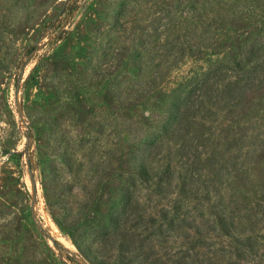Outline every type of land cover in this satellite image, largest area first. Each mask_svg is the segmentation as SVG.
Returning <instances> with one entry per match:
<instances>
[{"label":"rangeland","instance_id":"1","mask_svg":"<svg viewBox=\"0 0 264 264\" xmlns=\"http://www.w3.org/2000/svg\"><path fill=\"white\" fill-rule=\"evenodd\" d=\"M227 10L245 19L196 54L205 21ZM253 38L264 39V0H0V264H264V212L260 229L242 234L255 244L243 260L199 225L217 201L207 160L229 135L217 116L191 129L209 140L197 164L184 130L173 140L148 125L166 93ZM189 46L152 82L159 55ZM251 174L264 181L261 167ZM158 178L171 190L205 182L212 200L158 194ZM239 179L222 180L225 203ZM246 188L249 202L264 200Z\"/></svg>","mask_w":264,"mask_h":264},{"label":"trees","instance_id":"2","mask_svg":"<svg viewBox=\"0 0 264 264\" xmlns=\"http://www.w3.org/2000/svg\"><path fill=\"white\" fill-rule=\"evenodd\" d=\"M245 14L243 10L221 11L212 21H205L203 40L196 54L205 53L207 48L221 47L218 37L220 30L242 21L245 19ZM190 47H180L174 56H171V53L159 55L161 58L153 67L155 76L152 82L158 77L163 78L172 67L177 66L185 54L183 50L193 51ZM181 88L183 94L180 92ZM166 96L167 101L161 106L162 109L155 112L152 117L153 121H150L148 125L156 128L162 126L169 135V139L173 140L177 139L176 135L180 130H184L185 134L180 139L182 142H188L187 146L190 150L193 149V152H189L193 163L197 164L202 159V151L197 152L200 144L198 142L209 141L203 138L204 134L197 133L195 136H190L191 129L196 125L203 127L199 119L212 115L217 116L220 120L221 134L225 130L229 132L225 144L222 145L218 141L214 156L206 159L210 164L217 166V172L214 174L217 181L212 182L217 201L211 205V216L205 218L202 215L203 220L199 225L213 232L218 230L222 232L232 240L230 250L232 258L235 257L234 252H236L238 259H246V252L252 253L255 244L251 242L249 236L241 238L242 234L254 233L260 229L263 219L259 217V213L264 212V200L252 204L249 202V198L253 196L252 191L246 188L248 185H254L256 192L264 193V181L257 182L258 180L254 179V175L251 174V170L254 171L256 167L264 170V39L253 38L236 49V52L229 58L217 56L210 61L206 71L180 83L166 93ZM145 120L147 119L140 121ZM140 121L134 123L136 131L134 137L138 138V142L141 143L142 138L138 132L144 127ZM166 126H168L167 129L164 128ZM236 127L238 131L233 132ZM208 133H211V130ZM153 141L151 151L154 146ZM203 147L206 148L207 144ZM158 169L155 168V176L158 174ZM152 171L146 165L140 166V173L146 178L149 176L153 178ZM225 177L242 181V184H237V188L229 196L228 204L223 200L224 194L221 191L224 186L222 180ZM159 179L156 187L158 194L177 193L188 199H202L207 202L212 200L210 190H208L209 185L205 182H183L182 185H175L171 190V180L164 182L165 186H163ZM255 181L256 184H254ZM262 197L264 198V194ZM262 207L263 210H261ZM240 209L249 212L243 219L237 218V212ZM240 249H243L242 253L239 252Z\"/></svg>","mask_w":264,"mask_h":264}]
</instances>
